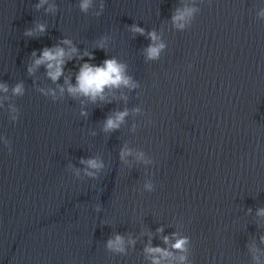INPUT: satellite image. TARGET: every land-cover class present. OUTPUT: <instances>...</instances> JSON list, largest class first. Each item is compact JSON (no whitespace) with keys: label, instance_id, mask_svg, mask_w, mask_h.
Wrapping results in <instances>:
<instances>
[{"label":"water","instance_id":"95a60500","mask_svg":"<svg viewBox=\"0 0 264 264\" xmlns=\"http://www.w3.org/2000/svg\"><path fill=\"white\" fill-rule=\"evenodd\" d=\"M40 2L0 0V137L12 148L0 141V264H152L154 256L182 264L181 255L183 264H257L250 249L264 250V0H197L200 11L182 31L172 14L193 0H104L100 16L92 14L100 0L87 14L79 0ZM133 24L145 34L132 33ZM152 30L166 45L156 60L145 52ZM103 36L105 50L96 47ZM64 39L78 51L65 57L63 75L53 82L46 64L29 74L44 48L67 52ZM112 57L136 88L106 89L96 102L68 94L65 81L75 86L82 64ZM17 83L23 96L13 93ZM39 88L53 89L56 101ZM124 109L120 128L104 132ZM123 148L131 154L121 160ZM141 151L152 163L137 158ZM89 158L104 168L80 163ZM173 233L190 237L186 253L172 248ZM116 235L122 253L106 247ZM256 255L264 264V251Z\"/></svg>","mask_w":264,"mask_h":264},{"label":"clouds","instance_id":"9594fccd","mask_svg":"<svg viewBox=\"0 0 264 264\" xmlns=\"http://www.w3.org/2000/svg\"><path fill=\"white\" fill-rule=\"evenodd\" d=\"M45 3V0H41L40 4L36 5V8H40ZM94 0H79V10L82 13L87 14L89 9L93 8ZM55 8V5L52 6ZM105 8L104 0H100L99 11L93 12L92 14L95 16H100ZM200 11V8L197 4V0H193L191 5L181 4V7H177L171 17L172 25L175 29L184 30L186 27H190L195 20V14ZM261 15H264L262 13ZM36 30L43 33L45 31L44 24H37ZM129 30L132 33H139L140 35L145 34V29L139 27L136 24L130 26ZM26 36L33 35V30L29 29L24 33ZM148 37L153 42L146 49V55L148 59L156 60L160 58L162 50L165 49L166 45L163 42H159L160 37L158 36L155 30H152L147 33ZM108 36L101 37L100 40L96 42V47L105 50L107 48L106 41L108 40ZM61 43L65 45H69V50L66 52L63 47L59 45L53 48H44L42 52V56L38 59L34 60L32 66L28 68L29 74L35 70V68L41 64H46L48 69L47 76L51 78L53 82H56L61 75H63V66L65 64V57L68 59L73 58V54L77 53V49L72 46V41L69 39H64ZM35 52L32 53V56L35 57ZM84 55L92 58L91 53L85 52ZM127 65L125 63L120 62L116 57L108 58L103 61L100 65H93L85 62L81 65L80 70L76 76V85L73 86L68 82L67 92L68 94L75 98L78 95L89 98L92 102H96L97 99L100 101H105V90L119 89L122 86L128 88H136L137 84L132 81V78L126 74ZM191 68V65H189ZM4 91H7L6 86H2ZM40 94L45 97L51 96L53 101H56V93L53 89L39 88L37 90ZM61 94L64 92V88H60ZM13 93L18 96L24 95V86L23 83H17L13 88ZM134 112H139L140 109H133ZM12 112L19 113V109L13 107ZM81 115H87V113H81ZM129 115L128 109H124L123 111H117L114 115L109 116L104 124L103 131L110 132L120 128L121 124L124 122L125 117ZM11 121H17L18 115H9ZM0 141H2L3 145L8 149L9 153H11V142L7 137H0ZM131 152L127 148H123L120 151V159L123 160L126 156L130 155ZM137 158L141 161H144L146 164L152 163L151 160L145 159V153L143 151L137 154ZM81 164L87 165V169H93L98 172L100 169L104 168V164L102 161L97 158H89V159H81ZM85 170V175L87 177L96 178V172ZM76 175L79 176V170H76ZM144 189L148 192L154 191V186L151 181L146 182L144 184ZM96 210L99 211V206L96 207ZM259 215H264V209H260L258 212ZM157 231H162V229H158ZM173 237H177L175 239V243L171 246L173 249L179 250L182 253H186L188 251L187 245L190 243V237L188 236H178L177 233L172 234ZM261 241L264 242V237H261ZM164 242L167 244L169 242V237H164ZM106 247L108 250L113 252L122 253L125 251L124 249V240L120 235H116L114 239H109L107 241ZM254 253L253 260L257 262L259 261V256L256 253H260L261 250L259 248L250 249ZM145 252L149 254H159L161 257H171L172 252L162 249L160 247H151L148 246L145 248ZM180 261H187L188 257L186 255H181L179 257ZM152 264H161L159 259H156L155 256L153 258Z\"/></svg>","mask_w":264,"mask_h":264}]
</instances>
